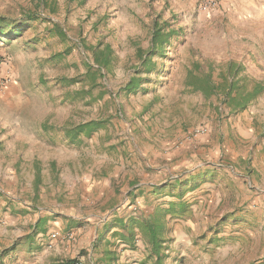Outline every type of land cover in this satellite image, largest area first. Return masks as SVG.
Returning <instances> with one entry per match:
<instances>
[{
    "label": "rangeland",
    "instance_id": "obj_1",
    "mask_svg": "<svg viewBox=\"0 0 264 264\" xmlns=\"http://www.w3.org/2000/svg\"><path fill=\"white\" fill-rule=\"evenodd\" d=\"M243 1L0 0V264H29L8 250L36 205L77 216L34 246L45 262L157 264L149 238L117 219L162 208L164 264H264V29L238 24ZM230 63L246 90L260 86L245 108L186 83L190 69L222 83ZM54 175L75 178L67 196L50 194ZM76 175L119 176L103 188Z\"/></svg>",
    "mask_w": 264,
    "mask_h": 264
},
{
    "label": "trees",
    "instance_id": "obj_2",
    "mask_svg": "<svg viewBox=\"0 0 264 264\" xmlns=\"http://www.w3.org/2000/svg\"><path fill=\"white\" fill-rule=\"evenodd\" d=\"M15 23H10L8 26H14ZM23 24V22H20ZM60 33H63L60 30ZM172 33V31H170ZM169 35V34H168ZM165 38L163 37V32L161 28H157L154 32L153 44L154 46L163 44ZM167 40V38H166ZM162 48L164 46H161ZM96 63L100 65H108L109 57L108 54L104 56L98 54L95 57ZM240 66L230 63L229 71L227 74H223V82L216 83L211 74L205 76H200L193 69L189 70L187 77V85L191 86L195 91L203 92L207 97L217 94L219 92H224L227 98V103L234 110H239L245 108L250 102H252L261 92L260 86L257 85L252 90H246L245 85L240 82L239 78ZM133 81L130 83V86L133 88ZM97 125L95 122L91 121L86 124L79 125L74 133V138L79 134L87 131L88 135H91L94 131L97 130ZM165 211L162 208H157L151 215L145 217L142 216L139 219L134 217L130 218L129 223L120 220V225L125 229H131V231L138 227L140 232L145 234L149 238V242L152 245V252L155 253L157 258V264L163 263V253H162V234L165 228ZM124 237V236H123ZM49 264H85L79 258H65L55 260Z\"/></svg>",
    "mask_w": 264,
    "mask_h": 264
},
{
    "label": "crops",
    "instance_id": "obj_3",
    "mask_svg": "<svg viewBox=\"0 0 264 264\" xmlns=\"http://www.w3.org/2000/svg\"><path fill=\"white\" fill-rule=\"evenodd\" d=\"M264 11L262 7H259L255 5L254 0H245L243 1V5L240 7V12L241 16L244 17L242 20L243 21H237L239 25L241 26H246L251 28H261L264 29V25L260 22V17L258 12ZM229 122L231 124V114L229 116ZM43 177V175H40ZM56 177V183L58 184V190L54 188L51 195H61L63 193L64 196H67V193L70 191V189H73V185L76 184L75 178L73 175H54ZM117 178L119 175H102L101 176H95V175H83L79 176L76 175L77 182L80 183V187H86L88 186H93L96 184L97 178L99 179H104L103 188H111L112 184L115 182V178ZM125 176V175H121ZM114 178V180H113ZM47 183L43 180H41L37 186L38 190H40V196H44V190L48 186H53L51 185H46ZM58 192V193H57ZM86 192V190H85ZM57 193V194H56ZM77 196V195H76ZM72 197V196H70ZM81 203L83 201H80ZM79 202V203H80ZM60 203H55V206H58ZM36 207L39 209V211L36 214V219L33 222V227L31 230H29L25 235V238L20 241L19 244H17L15 247H10L8 253H12L13 250H15V255L19 256V259L27 258V261L29 264H36V262L41 261L40 264H49L55 260L59 259H51V260H46L45 262V257L43 255L36 256V250L34 246H39L41 249L46 248V246L49 244V246H52L54 244V241L57 239L51 238L50 234L54 231V229H57L58 226L60 225L59 222H72L73 219H75L77 216L75 214H72L70 211L66 210H55L51 209L48 207H45L44 205H36ZM28 211H32L29 209ZM80 215V214H79ZM83 219L84 216H79V219ZM67 223V224H68ZM48 228V230L46 229ZM27 242V243H26ZM31 245V247H30ZM19 246V247H18ZM10 254L7 256L9 257ZM48 256V255H47ZM4 257V256H3ZM38 257V258H37Z\"/></svg>",
    "mask_w": 264,
    "mask_h": 264
},
{
    "label": "built area",
    "instance_id": "obj_4",
    "mask_svg": "<svg viewBox=\"0 0 264 264\" xmlns=\"http://www.w3.org/2000/svg\"><path fill=\"white\" fill-rule=\"evenodd\" d=\"M196 134H204L206 132V128L204 126H198L195 131ZM51 238L58 239L60 237V234L58 231H53L50 234ZM64 238H66L68 241H72L75 239V233L74 232H68L66 235H64Z\"/></svg>",
    "mask_w": 264,
    "mask_h": 264
}]
</instances>
